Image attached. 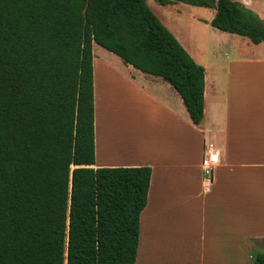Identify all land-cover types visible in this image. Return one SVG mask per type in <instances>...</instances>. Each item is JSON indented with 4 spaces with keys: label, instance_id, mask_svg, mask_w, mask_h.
<instances>
[{
    "label": "trees",
    "instance_id": "16d2710c",
    "mask_svg": "<svg viewBox=\"0 0 264 264\" xmlns=\"http://www.w3.org/2000/svg\"><path fill=\"white\" fill-rule=\"evenodd\" d=\"M157 2L213 9L211 27L264 42L233 0ZM93 44L203 119L204 68L145 0H0V264H135L151 169L92 168Z\"/></svg>",
    "mask_w": 264,
    "mask_h": 264
},
{
    "label": "crops",
    "instance_id": "0c3cea01",
    "mask_svg": "<svg viewBox=\"0 0 264 264\" xmlns=\"http://www.w3.org/2000/svg\"><path fill=\"white\" fill-rule=\"evenodd\" d=\"M243 42L204 68L198 125L163 79L93 53L92 168L151 169L135 264H253L264 253V42ZM205 148L218 155L210 181Z\"/></svg>",
    "mask_w": 264,
    "mask_h": 264
},
{
    "label": "rangeland",
    "instance_id": "374dc122",
    "mask_svg": "<svg viewBox=\"0 0 264 264\" xmlns=\"http://www.w3.org/2000/svg\"><path fill=\"white\" fill-rule=\"evenodd\" d=\"M145 1L160 22L167 26L169 32L177 35L193 60L206 70H209L210 63L224 61L226 58H236L235 53L238 47L244 43L243 41L248 42L245 38L224 33L211 27L208 21L213 16V11L210 9L179 3H175L173 7H163L157 0ZM243 3L251 6L248 9L254 12H257L258 9L264 12V0H244ZM248 43L251 45L250 42ZM93 53L97 56H103L105 59L119 60L118 57L96 44L92 45ZM212 65L214 67L216 64ZM214 70L218 71L219 68L216 67Z\"/></svg>",
    "mask_w": 264,
    "mask_h": 264
},
{
    "label": "built area",
    "instance_id": "2783aa9c",
    "mask_svg": "<svg viewBox=\"0 0 264 264\" xmlns=\"http://www.w3.org/2000/svg\"><path fill=\"white\" fill-rule=\"evenodd\" d=\"M206 152L201 159V169L205 181H210L213 177V172L218 163V155L210 148H205ZM215 157V159L213 158Z\"/></svg>",
    "mask_w": 264,
    "mask_h": 264
},
{
    "label": "snow or ice",
    "instance_id": "6c2138e0",
    "mask_svg": "<svg viewBox=\"0 0 264 264\" xmlns=\"http://www.w3.org/2000/svg\"><path fill=\"white\" fill-rule=\"evenodd\" d=\"M215 159V157H213Z\"/></svg>",
    "mask_w": 264,
    "mask_h": 264
}]
</instances>
